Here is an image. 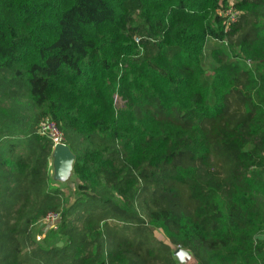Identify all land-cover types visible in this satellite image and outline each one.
Masks as SVG:
<instances>
[{"label": "trees", "instance_id": "16d2710c", "mask_svg": "<svg viewBox=\"0 0 264 264\" xmlns=\"http://www.w3.org/2000/svg\"><path fill=\"white\" fill-rule=\"evenodd\" d=\"M0 264H264V0H0Z\"/></svg>", "mask_w": 264, "mask_h": 264}, {"label": "rangeland", "instance_id": "374dc122", "mask_svg": "<svg viewBox=\"0 0 264 264\" xmlns=\"http://www.w3.org/2000/svg\"><path fill=\"white\" fill-rule=\"evenodd\" d=\"M224 44H227V43L225 42ZM224 46H227V45H224ZM49 172H50L51 178H52V185H54L56 187H59L60 190L64 191V193L67 196V199L69 201H72L75 198L76 194H77L76 193L75 180H74V178L72 176V169H71L70 173L67 176H65V177H59V178L54 177L53 164H52V162L50 160ZM45 223L43 221H41L40 226L35 229L34 234L36 235V237L38 239L46 238L47 237V234H48L47 232L49 230H51V229H53V230L54 229H57L58 222H56L54 224L53 223H47V222H45ZM154 232H155V234L157 235V237L160 240L165 241V238H164L163 234L160 231H154ZM59 243H61V242H59ZM174 252H175V255H176L178 261H180L181 263L188 262L189 255H188V253L186 251H184L183 249L177 247L174 250Z\"/></svg>", "mask_w": 264, "mask_h": 264}, {"label": "built area", "instance_id": "2783aa9c", "mask_svg": "<svg viewBox=\"0 0 264 264\" xmlns=\"http://www.w3.org/2000/svg\"><path fill=\"white\" fill-rule=\"evenodd\" d=\"M218 13L220 16L225 18V31L228 30L231 23H235L237 21L239 15V12L233 7L231 2L227 8L221 9ZM38 133L50 138L53 142V146L58 143H63V133L54 121L46 120L42 122L38 128ZM42 221L54 224L59 221V214L56 212H48Z\"/></svg>", "mask_w": 264, "mask_h": 264}, {"label": "water", "instance_id": "95a60500", "mask_svg": "<svg viewBox=\"0 0 264 264\" xmlns=\"http://www.w3.org/2000/svg\"><path fill=\"white\" fill-rule=\"evenodd\" d=\"M54 177H65L71 169L75 155L65 143H58L53 146L51 152ZM61 245V243H59Z\"/></svg>", "mask_w": 264, "mask_h": 264}, {"label": "crops", "instance_id": "0c3cea01", "mask_svg": "<svg viewBox=\"0 0 264 264\" xmlns=\"http://www.w3.org/2000/svg\"><path fill=\"white\" fill-rule=\"evenodd\" d=\"M51 161H52V159H51Z\"/></svg>", "mask_w": 264, "mask_h": 264}]
</instances>
